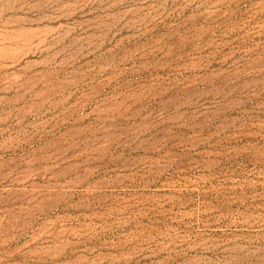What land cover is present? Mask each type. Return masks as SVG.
Segmentation results:
<instances>
[{
    "label": "rangeland",
    "instance_id": "1",
    "mask_svg": "<svg viewBox=\"0 0 264 264\" xmlns=\"http://www.w3.org/2000/svg\"><path fill=\"white\" fill-rule=\"evenodd\" d=\"M0 264H264V0H0Z\"/></svg>",
    "mask_w": 264,
    "mask_h": 264
}]
</instances>
